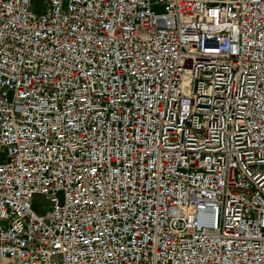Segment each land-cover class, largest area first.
<instances>
[{
  "label": "built area",
  "instance_id": "1",
  "mask_svg": "<svg viewBox=\"0 0 264 264\" xmlns=\"http://www.w3.org/2000/svg\"><path fill=\"white\" fill-rule=\"evenodd\" d=\"M55 257L264 264V0H0V260Z\"/></svg>",
  "mask_w": 264,
  "mask_h": 264
},
{
  "label": "rangeland",
  "instance_id": "2",
  "mask_svg": "<svg viewBox=\"0 0 264 264\" xmlns=\"http://www.w3.org/2000/svg\"><path fill=\"white\" fill-rule=\"evenodd\" d=\"M44 1L45 0H35V4L39 6L40 4H43ZM155 11H158V8H155ZM33 208L36 210V212L40 214H45L49 209V205L47 204L46 199L42 195H36L33 198ZM54 261L56 262L55 264H57L58 257H55ZM7 263H8V260L6 258L0 260V264H7Z\"/></svg>",
  "mask_w": 264,
  "mask_h": 264
}]
</instances>
